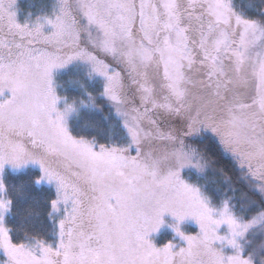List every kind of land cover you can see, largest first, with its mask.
<instances>
[{
  "label": "snow or ice",
  "instance_id": "1",
  "mask_svg": "<svg viewBox=\"0 0 264 264\" xmlns=\"http://www.w3.org/2000/svg\"><path fill=\"white\" fill-rule=\"evenodd\" d=\"M15 5L0 0V95L11 90L0 100V264H252L237 238L264 221V209L244 221L181 170L200 166L183 136L211 129L264 191V17L238 11L234 0H55L50 14L22 23ZM77 59L105 77L103 95L131 144L97 150L94 139L69 131L75 105L58 108L65 98L53 70ZM125 74L139 106L127 95ZM156 115L179 116L186 130L162 128ZM133 144L135 155L128 154ZM29 162L42 169L37 182L56 183L53 211L65 205L55 245L16 242L4 222L11 206L4 165ZM165 213L177 218L185 246L149 239ZM186 217L195 218L198 233L181 230ZM224 224L227 234L218 231ZM217 242L236 254L226 256Z\"/></svg>",
  "mask_w": 264,
  "mask_h": 264
},
{
  "label": "trees",
  "instance_id": "2",
  "mask_svg": "<svg viewBox=\"0 0 264 264\" xmlns=\"http://www.w3.org/2000/svg\"><path fill=\"white\" fill-rule=\"evenodd\" d=\"M234 3L237 10L246 15L264 17V0H234ZM51 5V0H23L19 7L20 15L24 18H35L49 12ZM57 80L60 95L67 102L75 104L76 110L69 124L74 136L94 139L97 147H123L131 144V136L115 105L103 95V84L100 80L90 78L80 68L74 70L72 67L60 72ZM189 142L205 157L207 167L203 172L197 169L184 170V179L200 186L216 206L228 200L242 219H250L264 209V199L255 190L248 170L239 168L235 156L224 149L217 136L201 129ZM128 154H136L133 145ZM40 176L41 171L36 167H27L19 172L8 169L4 173L6 193L11 200L5 222L16 242L34 238L55 242L58 238V219L52 209V201L57 198L58 192L51 186L38 184ZM186 230L188 233L197 232L196 226L189 223ZM250 235L245 240L247 253L260 263V259L255 256L256 252H261L258 249L259 244H254Z\"/></svg>",
  "mask_w": 264,
  "mask_h": 264
},
{
  "label": "rangeland",
  "instance_id": "3",
  "mask_svg": "<svg viewBox=\"0 0 264 264\" xmlns=\"http://www.w3.org/2000/svg\"><path fill=\"white\" fill-rule=\"evenodd\" d=\"M21 1H23V0H16L15 7H16V10L18 11V19H19L20 22L23 23L26 20H22L19 17V16H21L20 15L21 10L19 8ZM54 2H55V0H51V4L52 5H51V9H50L49 12L44 13V14L42 13L39 16L46 15V14H50L52 12V10H53ZM35 18H32V19L29 18V19L30 20H34ZM46 30H50V26ZM101 58L105 59L106 63H108L111 67L115 68L118 71H122V74H123V66L122 65L117 64L111 57L102 56ZM71 67L74 70H75V68H80V69L84 70L86 72V74H88L90 76V78H96L97 81L100 80L101 83L103 84V89H104V86H105V77H103L102 75H99V74L91 73V66H90V64L88 62L83 61V60L77 59V60L71 61L66 66H63V67H60V68H57V69H54L53 70V81H54V85L56 87V92H57V94L60 97L64 98V96L63 95H60V93H59V85L57 84L58 75H59L60 72L66 71V70L70 69ZM125 83L128 85V87L126 88V92H127V95L129 97L130 101H132V103L135 104L136 106H139V98L136 96L135 86L130 84V82L128 81V79L126 77V74H125ZM247 95H249V96L251 95V90L250 89L248 90ZM10 96H11V90L10 89H5L3 95H0V100H5V99L9 98ZM66 102H67L66 99H61L58 102V105H57L58 108H60L61 110H63ZM83 102H85V101L83 100ZM246 102H250V100H248ZM67 103H70V102L68 101ZM85 103H88V101L85 102ZM129 106H131V104ZM75 110H76V108L74 107V110L71 111L67 115L66 122H67V126H68L70 132H71L70 125H69L70 124V118L73 115V113L75 112ZM119 116H120V119L123 121V117L121 115H119ZM154 118H157L158 119V121H159V123H160V125H161L162 128H168V127L175 128L177 130V134L178 135H182L183 131L186 130V128H185V121L183 120V118H181L179 116H177L175 118H169V117H164V116H161V115H156ZM201 129L202 130L205 129V131H209V132H211L212 134H214L215 136L218 137V135L215 134V133H213L211 131V129H207V128H203V127ZM201 129H200V131H201ZM200 131L197 132V133H192L190 135H186L187 138H184L185 136H183V139L185 141L186 146H191V148H195L194 146H192V144L189 142V140L190 139H193L194 136L198 135L200 133ZM218 139H219V137H218ZM164 146H166V145H154V147H164ZM94 147L97 150L99 149V147H97L96 145H94ZM133 147L137 151V146L133 144ZM145 150H147V146L145 147ZM204 159H205V157H204ZM205 161H206V159H205ZM237 163H238V166H239V168L241 170H244V169H245V171L248 170L246 166H241L240 163L238 162V160H237ZM27 167H36V168H38L41 171V176H42V169H41V167H40V165L38 163L29 162L26 165H21V166H14L11 163H7V164L4 165V170H3V173H2L3 180H4V173H5L6 170L9 169V170H12L14 172H19V171H22V170L26 169ZM206 167H207V165H206ZM186 169L187 170H196L197 168L195 166H191V165L190 166H186L185 168H183L181 170V175H182L183 171L186 170ZM253 182H254V184L257 183L254 179H253ZM38 184L51 186V187L55 188L56 191H57V187H56L55 181L49 182L46 179H44V180H40L38 182ZM254 188H255V190H257L259 192V194L261 195V197L264 199V191H262L259 187H254ZM5 195L7 196V193H5ZM7 198H9V197L7 196ZM9 210H10V208H9ZM9 210L4 214V222L7 219V214L9 213ZM53 214H54L55 217H57L58 220L60 218H62V216L65 214V205L63 203H61L59 210L58 211H53ZM163 218H164L165 223L159 228L158 231L153 232V233H150L149 234V239L153 240L154 243L157 246H163V245L167 244L169 241H172L176 245L177 248L182 247V246H185L186 245V241L183 240L178 233H176V231H175V229L173 227V225H175L178 222L177 218L174 217L171 213H165ZM252 218L253 217H251L250 219H252ZM250 219H243V220L244 221H247V220H250ZM5 223L7 225V222H5ZM179 223H180L181 230L184 231L185 233H188L187 230H186V226L188 225V223L196 226V228H197V232L196 233H198L200 231L199 224L195 220L194 217H186L184 219V221L179 222ZM57 230H59V225H58V229ZM218 231L221 234H227L228 231H229L227 224L221 225L220 228L218 229ZM188 234H195V233H190L189 232ZM249 234H251L250 237H251V240L253 239L252 241H254V244H259L258 249H260L261 252H256V254L255 253L254 254H255V256L257 258L260 259V263L257 262V261H255V259L253 257H251V255H248V253H247V246H246V243L247 242L245 243V240L248 238V235ZM57 236H58V238H57V240L55 242H53V241L52 242L51 241L50 242L45 241V242L51 243V244L55 245L56 243H58V239H59L58 233H57ZM160 236H161V241H159V237ZM237 239L239 240V243H240L241 248H242V253L241 254L245 258H249L252 261V264H264V255L262 254V253H264V221L260 222L259 224L253 225L252 227H250L244 233L243 236L238 237ZM216 246L217 247H221L226 256L227 255L236 254V251H237L231 245H227L226 242H224L223 244H221V242H217L216 243Z\"/></svg>",
  "mask_w": 264,
  "mask_h": 264
},
{
  "label": "clouds",
  "instance_id": "4",
  "mask_svg": "<svg viewBox=\"0 0 264 264\" xmlns=\"http://www.w3.org/2000/svg\"><path fill=\"white\" fill-rule=\"evenodd\" d=\"M192 151L194 152L193 160L199 162V167H196L198 171L203 172L206 171V161L204 157L198 152L195 148H192Z\"/></svg>",
  "mask_w": 264,
  "mask_h": 264
},
{
  "label": "flooded vegetation",
  "instance_id": "5",
  "mask_svg": "<svg viewBox=\"0 0 264 264\" xmlns=\"http://www.w3.org/2000/svg\"><path fill=\"white\" fill-rule=\"evenodd\" d=\"M42 4V3H41ZM30 6V5H29ZM29 10H30V12H31V8H29ZM22 20H30V19H32V18H24V17H21V16H19Z\"/></svg>",
  "mask_w": 264,
  "mask_h": 264
}]
</instances>
